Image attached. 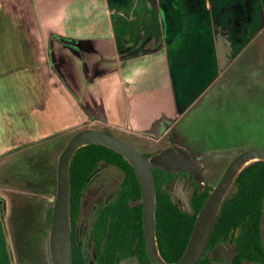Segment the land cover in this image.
Listing matches in <instances>:
<instances>
[{
    "label": "crops",
    "instance_id": "1",
    "mask_svg": "<svg viewBox=\"0 0 264 264\" xmlns=\"http://www.w3.org/2000/svg\"><path fill=\"white\" fill-rule=\"evenodd\" d=\"M263 40L264 0H0V156L87 119L159 135Z\"/></svg>",
    "mask_w": 264,
    "mask_h": 264
},
{
    "label": "rangeland",
    "instance_id": "2",
    "mask_svg": "<svg viewBox=\"0 0 264 264\" xmlns=\"http://www.w3.org/2000/svg\"><path fill=\"white\" fill-rule=\"evenodd\" d=\"M80 48L76 51L84 50L82 45ZM128 54L132 55L131 49L123 55ZM245 63L250 68L238 72L236 79L226 69L215 80L211 94L204 99L206 111L203 123L198 122L196 103L174 121L178 124L173 134L174 140L198 158L205 180L211 184L216 183L225 162L235 154L251 147H264V50L252 45L238 57L235 66ZM229 73L232 76L231 85ZM84 126L107 128L144 153H154L158 149L156 143L161 145L167 142L166 139H160V142L154 144L147 141L149 137L146 135L135 132L128 134L100 120L87 119L77 123L59 138L46 140L37 148H29L24 152L16 150L0 156V179L8 178L14 186V190L0 189V264H51L46 237L42 234L47 227V211L51 208V199L49 202V198L44 196L54 187L57 152L62 150L72 133ZM107 175L114 183L111 189L114 192L122 174L111 172ZM179 180L173 184V192L177 200L188 209V195L179 193ZM108 182V178L102 175L96 185H108ZM95 190L96 186L89 199ZM187 191L185 186V194ZM119 264H125V261Z\"/></svg>",
    "mask_w": 264,
    "mask_h": 264
},
{
    "label": "trees",
    "instance_id": "3",
    "mask_svg": "<svg viewBox=\"0 0 264 264\" xmlns=\"http://www.w3.org/2000/svg\"><path fill=\"white\" fill-rule=\"evenodd\" d=\"M96 160L112 163L124 172L125 178L120 196L107 206L99 232L100 252H107L108 263L114 264L115 256L125 258L137 255L150 264L145 251L142 226L141 190L130 162L118 151L102 144L89 143L74 152L69 166L70 207L73 194L84 185L88 171ZM160 169H154L156 180L155 231L158 250L166 260H175L183 252L191 233L195 216L208 191L204 190L193 199L194 212L181 211L163 189L164 178ZM264 194V160L245 165L235 176L231 188L222 200L209 237L207 248L213 245L217 235L226 236L231 229L239 228L238 255L235 264L243 258L261 260L264 249L260 239V217ZM71 212V211H70ZM71 216V213H70ZM102 244V245H101ZM141 253V254H140ZM206 258L204 255L199 263ZM73 263L89 264L82 251L73 245Z\"/></svg>",
    "mask_w": 264,
    "mask_h": 264
},
{
    "label": "water",
    "instance_id": "4",
    "mask_svg": "<svg viewBox=\"0 0 264 264\" xmlns=\"http://www.w3.org/2000/svg\"><path fill=\"white\" fill-rule=\"evenodd\" d=\"M97 143L121 153L132 165L141 187L143 230L146 251L152 264H195L203 253L209 233L213 226L219 206L236 174L248 163L264 160V147H251L237 154L226 166L218 183L203 202L189 237L188 244L176 261L165 260L159 253L155 234L156 188L152 169L162 167L166 170L189 169L194 178L201 181L202 175L198 161L182 145H170L159 152L146 156L134 145L102 127L84 126L72 133L57 157L56 190L52 206L49 229V252L52 264H73L72 233L70 224V180L71 158L80 146ZM260 235L264 248V194L260 219ZM236 253L234 244H218L212 250L213 257L231 259ZM242 264H261L244 260Z\"/></svg>",
    "mask_w": 264,
    "mask_h": 264
},
{
    "label": "flooded vegetation",
    "instance_id": "5",
    "mask_svg": "<svg viewBox=\"0 0 264 264\" xmlns=\"http://www.w3.org/2000/svg\"><path fill=\"white\" fill-rule=\"evenodd\" d=\"M221 74H222V72H219L218 75H216L215 80L218 77H220ZM214 84H215V81H214V83H212V87H209L210 89H208L206 91V93H205L206 95L204 94L201 97H199V99L196 103V105H197V116L199 117V121H198L199 123H201V122L203 123V121H204V115H205L204 112L206 111L204 109V105H205L204 99L206 98V96L208 94L209 95L211 94L213 87H214ZM229 84H230V81H229ZM193 104H191V105L193 106ZM191 105H189L187 107V109L184 111L183 114L187 113L190 110ZM178 117L176 118L177 120H178ZM94 120H97V119L95 118ZM175 123L176 122H172L159 135L143 134V135H146L149 137L147 139V141L152 142L154 144L158 141L160 142V139H166L167 142L164 144L158 145L156 143V145L158 146V149L154 153L159 152L161 149H163L167 146L174 145V144L178 145V143L174 140V136H173L175 130H177V125H178ZM104 129L107 130V128H104ZM107 131L110 132L109 130H107ZM179 145H181V144H179ZM257 147H263V146H257ZM139 151H141V150H139ZM240 152H242V151H240ZM240 152H238L237 154H239ZM142 153H144V152H142ZM154 153L148 152V153H144V154L146 156H150ZM190 153L198 161L200 171H201V175H202L201 181L196 180L194 178L193 173L189 169H186V168H182L179 170H166L162 167H155L152 169L153 175H154V169H160L159 174L161 175L162 178H164L163 189L169 194L170 198L172 199V201L175 202V204L178 206V208L187 214H192L194 212L193 199L199 193L203 192L204 190L208 191V193H207V196H208V194L212 191L214 186L218 183V181H219L221 175L223 174L228 163L237 155V154H235L229 161L225 162V165L222 169L221 174L218 177V180L216 181L215 184H211L210 182H207L205 180V177L203 175V171H202V168H201V165H200L198 158L191 151H190ZM56 163H57V160H56ZM111 172H113V173L121 172V174H122V179L119 182V184H118V186L114 192L111 191V189L114 187V183L110 180V178L107 175L108 173H111ZM55 175H56V169H55ZM102 175H104L105 177L108 178V180H109L108 185H105L102 183L96 185V183L98 182V180H100ZM24 178H25V180H28L26 176H24ZM124 178H125V175H124L123 170L121 168H119L118 166H116L112 163H109L107 161L96 160L91 165L90 170L87 173L84 185L80 187L77 196H76V194H73L74 198H72L71 207L69 204V214L71 213L70 224H71V233H72V257H73V245L75 244V246L82 251V254L84 256L85 261L88 262L89 264H109L107 261L108 260L107 252L103 253V252H100L98 249V246H99L98 236H99V232L102 233L101 225H102L103 218L105 217L106 214H108L107 206L112 201L116 200L120 196V191L122 189ZM178 179H180L179 182H177V183H180L179 184L180 185L179 186V193H181V194L183 193L186 196L188 195V201H187L188 206H189L188 209L183 204H181L179 202V200H177L176 196L174 195V192H173L174 188L172 186ZM137 180H138V178H137ZM154 180H155V176H154ZM138 183H139V181H138ZM232 183H233V181H232ZM232 183L230 184L228 191L231 188ZM9 186H11L12 188L14 187L13 185H9ZM90 186H91V188H89ZM95 186H96V190L93 193V196L89 199V195L93 192V188ZM185 186L188 189L187 194H185ZM12 188H8V189L14 190ZM88 188H89V190H88ZM155 188H156V180H155ZM55 190H56V177H55L54 187L50 188L47 191V194H45V196H44V197H47V199L49 198L48 199L49 202L51 199V208L47 211V227H45L44 231L42 232V234L46 237L47 250H48V254H49L50 263H51V258H50V252H49L48 237H49V229H50V225H51L52 206H53V201H54L53 196L55 194ZM140 190H141V187H140ZM109 191H111L112 196L111 195L109 196ZM228 191L226 192V194L228 193ZM156 193H157V189H156ZM226 194H225V196H226ZM84 197H86V198L84 199ZM85 200H86V202H85ZM140 201H141V205H142V199ZM180 204L183 205L184 208H182L180 206ZM155 205H156V201H155ZM198 212H197V214H198ZM217 213H218V211H217ZM197 214H196V216H197ZM196 216H195V219H196ZM195 219H194V221H195ZM260 219H261V217H260ZM193 225H194V223H193ZM142 226H143V211H142ZM212 228H213V226H212ZM212 228H211V231H212ZM192 229H193V227H192ZM211 231L209 233V236H208L206 245L204 247L203 253L201 254V256L199 257V259L196 261L195 264H221V263L231 264L230 258L213 257V255H212V250L216 247V245L224 244V243H227L229 245L234 244L236 246V253L234 254V256L232 258V264H235V258L238 255V244H237L236 237H238L239 228L236 227L235 229H231L226 236H223V234L217 235L216 238L214 239L215 242L213 243V245L210 246L209 248H207ZM191 232H192V230H191ZM259 232H260V226H259ZM143 233H144V230H143ZM155 234H156V231H155ZM190 235H191V233H190ZM190 235H189V237H190ZM144 239H145V235H144ZM260 239H261V235H260ZM188 241H189V238H188ZM188 241H187V244H188ZM187 244H186V246H187ZM261 244H262V240H261ZM186 246H185V248H186ZM157 247H158V245H157ZM262 247H263V245H262ZM185 248H184V250H185ZM184 250H183V252H184ZM145 251H146V243H145ZM182 253L180 254V256L182 255ZM146 254H147V251H146ZM204 255H206L205 260L203 262L199 263L200 259ZM147 256H148V254H147ZM179 257L177 259H179ZM148 258H149V256H148ZM177 259L171 260V261H176ZM247 259H249V258H243L239 264H242V262L244 260H247ZM130 260H132L133 262H130ZM249 260H253V259H249ZM121 261H125V264H128L129 262H130L129 264H149L146 262V260L144 258H140L137 255H131V256H128L125 258H120V259H119V256L116 255L115 260H114V264H119ZM149 261H150V264H152L150 258H149ZM253 261H257V262H260L261 264H264L261 260H253Z\"/></svg>",
    "mask_w": 264,
    "mask_h": 264
}]
</instances>
